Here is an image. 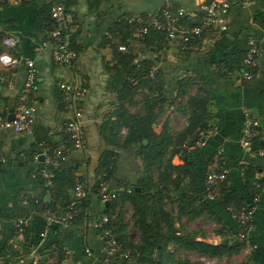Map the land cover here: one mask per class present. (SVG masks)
Wrapping results in <instances>:
<instances>
[{
  "label": "crops",
  "instance_id": "obj_1",
  "mask_svg": "<svg viewBox=\"0 0 264 264\" xmlns=\"http://www.w3.org/2000/svg\"><path fill=\"white\" fill-rule=\"evenodd\" d=\"M58 1L0 3V33L18 41L15 49L0 46V53L34 61L37 100L29 133L0 134V264H21L22 258L24 264H31L32 258L38 264H103L99 234L87 225V220L103 215L106 205L96 202V190L92 188L96 181H106L111 187L140 185L154 192L164 178L171 188L170 196L197 198L194 210L184 211L173 221L177 235L210 245L226 240L229 249L235 246L237 228L222 207L248 203L252 184L259 181L262 198L254 216L250 239L255 250L249 259L250 264H264V168L259 157L239 147L247 111L260 125L254 146L256 150L264 148V0H236L227 31L197 40L186 52L179 38L161 44L154 39L148 45L141 43L127 33L124 19L155 17L168 3L173 9H184L194 25L201 20L204 0H70L68 37L78 52L72 67L55 65L50 48L36 51L50 26V8ZM251 39L263 45L252 79L244 80L238 72L222 73L219 67L224 62L234 64L243 58ZM127 50L135 55L137 68H143L139 63L144 62L157 69V80H149L133 95H122L129 76L117 64V54ZM26 75L23 62L17 63L9 71L12 85H0V118L13 115ZM59 82H75L86 89L81 99L86 143L81 151L68 150L64 167L56 176L48 171L42 177L43 158H34L40 152L39 145H64L62 128L71 118L64 108ZM147 113L156 135L149 148L127 141L126 125ZM126 116L134 118L127 120ZM202 129L211 132L209 142L201 149L189 148L186 143ZM219 147L225 149L224 161L230 174L215 186L214 198L209 199L203 183ZM105 158L106 165L102 166ZM169 164L176 170L167 169ZM176 176L179 183L174 188L169 178ZM76 182L84 185L89 196L86 191L84 199L75 197ZM24 195L37 199L39 209L32 202L25 203ZM204 202L209 204L208 211ZM68 205L76 217L67 227L50 225L42 214L46 211L60 218ZM170 209L175 215V206ZM17 219L29 222L22 236L13 228ZM156 250L160 249L155 243L150 259ZM183 253L198 256L201 262L208 258L195 252Z\"/></svg>",
  "mask_w": 264,
  "mask_h": 264
},
{
  "label": "built area",
  "instance_id": "obj_2",
  "mask_svg": "<svg viewBox=\"0 0 264 264\" xmlns=\"http://www.w3.org/2000/svg\"><path fill=\"white\" fill-rule=\"evenodd\" d=\"M15 0H0V3H9ZM70 0H60L51 6L49 11L50 26L45 38L37 46L36 51L50 48L52 61L57 66L72 67L78 58V52L71 46L68 37L69 18L67 13V4ZM236 0H204L200 7L201 20L197 24H190V18L182 8L173 9L168 3H165L160 9V17L158 20L150 16H132L124 19L127 25L132 28V34L142 39L150 30H163L166 32L168 41H172L177 37L181 39V49L188 50L196 40L206 36H217L224 33L228 29L229 15L233 4ZM17 39L13 37H5L2 44L7 49H15ZM120 50H125L120 47ZM263 53V45L256 40H249L244 49V55L241 61L240 77L244 80H251L253 71L257 68ZM25 65L27 75L21 92L17 98L16 106L13 111V119L8 116L0 118V134L14 133L27 134L31 131L34 122L35 111L37 108V100L35 96L36 86V68L34 61L29 59L17 58L8 53L0 54V85L9 88L12 85L9 71L17 63ZM219 70L231 75V72L223 65ZM157 69L154 67L149 72V79L154 81ZM10 75L12 73L10 72ZM58 88L62 94L64 108L71 114L70 120L63 126L62 132L70 147H55L48 143H40V152L35 155V159L43 158V170L41 176L45 177L46 173L51 170L61 169L66 161L68 150H82L86 143V137L82 129V106L81 99L86 93V89L75 82H59ZM243 125L239 138V147L246 154L257 155L262 160L264 168V149L256 150L254 142L259 138L260 125L259 121L245 111L243 116ZM211 137V132L205 129L200 130L194 138L189 141L193 142V146L197 148L204 147ZM188 141V142H189ZM188 142L186 144H188ZM225 149L219 147L212 160L211 170L207 173L204 180V190L207 198H214L215 186L225 182L230 174V170L224 161ZM3 158L0 154V165ZM257 191L254 195L250 206H241L240 208L228 207L227 212L236 224L235 241L241 246L244 254L249 257L255 250L252 245L250 235L254 231V216L258 206L261 203V187L256 185ZM75 197L84 199L86 197L85 187L82 183L76 182L74 187ZM130 193L125 185L111 187L106 181H101L98 185L97 198L102 204L115 203L121 194ZM25 203H38L37 199L29 196H22ZM47 222L51 225L60 224L67 227L76 217L73 209L70 207L60 218H56L53 214L44 212ZM29 222L24 219H17L13 228L19 236L25 234V229ZM90 229L100 231L99 238L101 240V252L104 260L103 264H115L119 261L131 262L132 257L129 250H125L117 237L113 234L110 227V218L103 214L99 218L87 220ZM1 228V225H0ZM114 261V262H113ZM25 259H20V263L24 264ZM31 264H38L37 259L32 258Z\"/></svg>",
  "mask_w": 264,
  "mask_h": 264
},
{
  "label": "trees",
  "instance_id": "obj_3",
  "mask_svg": "<svg viewBox=\"0 0 264 264\" xmlns=\"http://www.w3.org/2000/svg\"><path fill=\"white\" fill-rule=\"evenodd\" d=\"M155 18L160 20L161 19L160 14L158 13V15L155 16ZM125 27H126L127 33L132 34L131 26L126 25ZM4 38L5 36L0 33V46L2 47H3L2 41ZM177 38H179L180 44H181L180 37H177ZM152 39L158 41L160 44L165 43L166 41L168 42L166 38V32L163 30H155V29L150 30L149 33L140 40H141V43L148 45L149 44L148 41ZM182 51L186 52L187 50L185 51L182 50ZM0 54H3V53H0ZM136 61L137 60H136L135 55H133L128 50L125 53L117 54L118 66L121 68V70H123L129 76V79L126 80V82L122 86V90H121L122 95H133L138 89H140L143 86H146L151 81L149 79V72L151 70V65H149V63L141 62L139 64L140 66L141 64H143V68H137ZM241 61H242V58L240 59V61H237L234 64H230L229 62L226 61L223 63V66L226 67L231 72V74L234 72L240 73ZM130 76H136V77L131 78ZM156 76H157V72H156ZM156 80L157 79L155 78L154 81ZM154 81L152 82L154 83ZM132 118L130 116H126L127 120H130ZM136 118L137 119H135V121L132 123L130 121L126 122L127 129H128L127 141L132 140L136 144H141L145 148H149L151 146L153 139L156 137V135L151 130L153 122L149 119L148 113L143 117L139 116ZM256 143L257 142L255 141L254 144L256 145ZM63 144L64 145H62V147H65V148L70 147V144L66 141L65 136H64ZM188 146L189 148L201 149V148L194 147L193 142L191 141L188 142ZM52 147L55 148L57 146L53 145ZM214 155L211 161L213 160ZM106 159L107 158L103 160L102 166L106 165V162H107ZM63 167L58 170H51L52 176L53 177L56 176V174H58L63 169ZM169 168L172 170H176V167L171 164L167 166V169ZM177 178L178 176H176L174 179L169 178V181H170L169 185L171 187L175 188L177 186V184L179 183ZM36 179H38V177H36ZM39 180H40V183H42L43 185L46 184V180H44L43 178H39ZM100 182L101 181H96L95 186L92 187L93 190H96V196H95L96 202H99L97 198V190H98V185ZM166 182H167L166 178L161 179V181H158V185L161 184V187L156 186V191L154 192H151L150 190H145L140 185L137 187H130V188L126 186L130 190V193L121 194V196L117 200V201L126 200L127 202H129L132 208L134 209L133 210L134 213L138 216V224L142 232V240H141L140 246H135V247L131 246L123 238L121 239L120 236L114 231L113 224H112V218H111L112 216L111 211H113L114 206L117 203V201L115 203H109L108 205H104V211L102 214H105L110 218V221H111L110 227L112 229L113 234L117 237V239L123 245L125 250L130 251L131 257H132L131 262L138 261L140 263L152 264L153 262L152 259L147 258L146 253H145L147 245L149 244V242H152V241H155L157 247L161 246V248H163L165 247L166 243H173L174 246H176L177 248L181 250L194 251L198 254H201L209 258L220 257L221 255H223V253H227V252L230 253L232 250H235L233 252L239 251L241 246L236 243L232 249H229L227 244L226 245H222V244L210 245L204 242H197L193 238H190L189 236L183 237L180 234L177 235L178 231L177 229L173 227V223H174L173 221L178 220V218L182 217L184 214V211L192 210V209L194 210V206L196 204L195 201H197V198H194L193 200L192 198H189V197L186 198L184 196L178 197V198L170 196L171 188L166 186ZM257 184H259V181L258 182L255 181L252 184V188H251L252 196L248 203H244L239 206L238 205L234 206L229 203L226 205L224 204L222 208L225 211V213L229 215V213L227 212V208L230 206H234V208H240L241 206H250L254 198V195L256 194V191H257V187H256ZM203 188H204V183H203ZM89 194L90 192L87 193V196H89ZM204 194H205V190H204ZM32 204H34V206L39 209L38 207L39 202L32 203ZM202 204L205 205L204 207L208 211L209 204L207 202H204ZM170 206H175V210H177L176 214L173 216L171 214L172 210L170 209ZM64 208L65 209L61 213V215H63L67 210H69L70 206L68 205ZM151 215H152L154 224H148L149 222L148 218H151ZM142 229H144V231H142ZM97 232L98 234H100L99 230ZM122 262L128 263L126 261H122ZM249 262H250V259H249Z\"/></svg>",
  "mask_w": 264,
  "mask_h": 264
},
{
  "label": "rangeland",
  "instance_id": "obj_4",
  "mask_svg": "<svg viewBox=\"0 0 264 264\" xmlns=\"http://www.w3.org/2000/svg\"><path fill=\"white\" fill-rule=\"evenodd\" d=\"M115 205L113 211H111L112 224L113 228H115L114 231L121 239L123 238L131 246H140L142 232L139 228L138 216L134 213L131 204L126 200H119ZM148 221V224H154L152 215L151 218H148ZM142 231H144V229H142ZM236 244L238 243L236 242ZM175 247L176 246H174L173 243H166L165 247L161 248L159 251L156 250L154 252L156 253L155 257L152 258V264H250L249 259L244 254L241 247L237 252H233L235 251L233 250L230 253H223L220 257H215L216 259L214 260L209 257L203 258L202 262L198 260V256L190 255V257H187L185 256V253H183L187 252L186 250H181L177 247V249H175ZM227 254H231V256ZM169 256L171 257L169 258Z\"/></svg>",
  "mask_w": 264,
  "mask_h": 264
},
{
  "label": "water",
  "instance_id": "obj_5",
  "mask_svg": "<svg viewBox=\"0 0 264 264\" xmlns=\"http://www.w3.org/2000/svg\"><path fill=\"white\" fill-rule=\"evenodd\" d=\"M114 112L119 114V113H120V110H119V109H115ZM8 119H13V115H10V116L8 117ZM106 205H108V204H106ZM226 243H227V241L224 240V241L222 242V245H226ZM154 248H155V241L149 242V244H148L147 247H146V251H145V253H146V257H147V258H150V256H151V254H152ZM157 248H158V249H161V246H158Z\"/></svg>",
  "mask_w": 264,
  "mask_h": 264
}]
</instances>
